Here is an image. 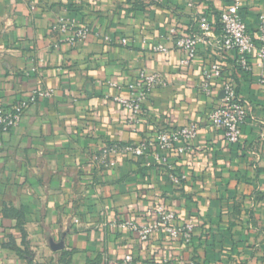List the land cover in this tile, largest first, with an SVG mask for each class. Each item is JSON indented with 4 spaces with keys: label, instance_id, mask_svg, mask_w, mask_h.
I'll return each instance as SVG.
<instances>
[{
    "label": "crops",
    "instance_id": "1",
    "mask_svg": "<svg viewBox=\"0 0 264 264\" xmlns=\"http://www.w3.org/2000/svg\"><path fill=\"white\" fill-rule=\"evenodd\" d=\"M234 1L0 0V100L11 107L37 89L56 90L2 137L0 264H123L128 255L136 264H264V67L253 58L245 72L235 55L223 58L225 77L250 104L242 141L230 145L208 125L221 88L211 96L200 90L202 71L217 56L201 47L182 67L183 54L166 41L171 29L196 33L200 15L218 23ZM243 1L242 18L264 47V0ZM60 16L88 25V40L57 47L50 26ZM164 41L169 55L154 52ZM142 70L161 73L166 86L152 94L133 132L113 98L127 95ZM189 123L199 125L197 149L172 154L167 165L154 168L151 157L92 162L111 144ZM175 175L187 179L177 185ZM161 203L179 221H197L191 246L166 237L142 242L112 226L129 218L146 224L147 209Z\"/></svg>",
    "mask_w": 264,
    "mask_h": 264
},
{
    "label": "built area",
    "instance_id": "2",
    "mask_svg": "<svg viewBox=\"0 0 264 264\" xmlns=\"http://www.w3.org/2000/svg\"><path fill=\"white\" fill-rule=\"evenodd\" d=\"M243 0H235L219 14V22H215L206 15L197 19L198 30L193 34H184L171 29L166 41L175 44L183 54L180 61L182 67H191L199 55L201 47L210 49L217 56L214 62L202 71L200 90L203 94L211 96L217 87L221 88V97L217 107L208 116V125L216 131H222L230 145H238L243 138V126L250 115L249 102L240 96L233 80L226 78L223 58L226 55H235L237 63L245 72H252L253 58L257 59V66L264 67V47L258 44V39L250 33L247 24L241 15ZM259 31L264 41V15L260 17ZM50 33L56 39V46H75L88 40L91 28L82 21L69 16H60L50 26ZM107 41H111L106 37ZM128 41L123 40L126 45ZM154 52L169 55L170 49L165 41L154 47ZM110 86L117 87L115 83ZM166 86V79L161 73H149L142 70L128 85V94L116 96L113 100L128 112V126L133 132L144 122L145 106L152 94ZM55 89H37L25 100L8 107L0 100V150L2 137L17 128L26 110L33 104L46 99H52ZM199 125L189 123L186 126L160 131L154 138L145 139L139 143L127 146H107L93 156L92 162L97 166L110 167L112 162L123 157L133 159H151L156 165L168 164L170 156L177 154L184 156L193 154L197 149ZM155 151V152H153ZM152 152V154H151ZM163 153V154H161ZM187 176L175 175L172 181L179 185ZM148 223L141 224L132 218L122 219L112 223L114 228L136 236L140 241L146 242L153 238L166 237L184 246H191L195 239L197 221L192 219L181 222L174 210L165 204H157L146 211ZM153 262L152 264H167ZM123 264H136L134 257L128 255ZM194 264V263H192Z\"/></svg>",
    "mask_w": 264,
    "mask_h": 264
},
{
    "label": "trees",
    "instance_id": "3",
    "mask_svg": "<svg viewBox=\"0 0 264 264\" xmlns=\"http://www.w3.org/2000/svg\"><path fill=\"white\" fill-rule=\"evenodd\" d=\"M239 92V91H238ZM37 103V102H36ZM129 144H131V143H129ZM129 144H120V143H114V144H111L110 146H114V145H117V146H121V147H124V146H127V145H129ZM153 152H155V151H153ZM151 154H152V152H151ZM137 160H140V161H142V163H145V162H147L146 160V158H141V159H137ZM152 167H154V168H156V167H162V165H154V166H152ZM14 216H18L19 217V214L18 213H14ZM23 230V229H22ZM24 231V230H23ZM20 253H21V255H22V257H25V254H23L22 253V251H20V250H18ZM70 263V261H67V264H69Z\"/></svg>",
    "mask_w": 264,
    "mask_h": 264
},
{
    "label": "water",
    "instance_id": "4",
    "mask_svg": "<svg viewBox=\"0 0 264 264\" xmlns=\"http://www.w3.org/2000/svg\"><path fill=\"white\" fill-rule=\"evenodd\" d=\"M63 247H64V243L62 242V243H60V244H58V245H55V246H54V249H55V250H61V249H63Z\"/></svg>",
    "mask_w": 264,
    "mask_h": 264
},
{
    "label": "rangeland",
    "instance_id": "5",
    "mask_svg": "<svg viewBox=\"0 0 264 264\" xmlns=\"http://www.w3.org/2000/svg\"><path fill=\"white\" fill-rule=\"evenodd\" d=\"M55 38V37H54ZM56 40V39H55Z\"/></svg>",
    "mask_w": 264,
    "mask_h": 264
}]
</instances>
